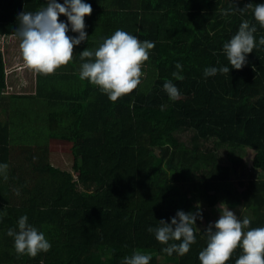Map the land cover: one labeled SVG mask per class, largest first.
Wrapping results in <instances>:
<instances>
[{"label": "trees", "instance_id": "16d2710c", "mask_svg": "<svg viewBox=\"0 0 264 264\" xmlns=\"http://www.w3.org/2000/svg\"><path fill=\"white\" fill-rule=\"evenodd\" d=\"M82 2L92 6L84 21H95L89 33L99 45L120 29L155 46L138 87L115 102L79 75L60 87L37 75L34 93L8 95L0 120V164L8 165L7 179L0 175V264H123L135 251L150 254L149 264H200L203 231L219 218L218 206L248 209L250 226L264 227V180L234 186L216 151L253 149L252 167L264 172V27L253 16L264 0ZM46 3L0 0V36L15 34L19 13ZM59 20L67 23L63 15ZM244 20L256 26L257 46L236 70L223 45ZM67 34L78 35L70 24ZM93 43L74 46L78 64L81 51L99 47ZM221 66L229 73L205 77V68ZM4 68L0 50V93L7 86ZM169 80L180 92L176 100L163 88ZM52 153H65L68 168L52 164ZM197 205L203 220H196V243L182 257L167 255L147 229ZM22 215L44 234L49 251L17 255L7 231H18ZM241 254L237 248L227 264Z\"/></svg>", "mask_w": 264, "mask_h": 264}, {"label": "clouds", "instance_id": "9594fccd", "mask_svg": "<svg viewBox=\"0 0 264 264\" xmlns=\"http://www.w3.org/2000/svg\"><path fill=\"white\" fill-rule=\"evenodd\" d=\"M246 7H251L249 3ZM237 9L222 10L223 15H228ZM92 6L82 0H47L46 6L35 13L24 12L18 14L19 27L15 29V36L19 40L20 54L24 67L37 75H51L73 60L74 46L86 41L88 35L84 31V17L91 15ZM67 17V23L60 21L59 17ZM255 21L264 27V3L256 4L253 10ZM71 31L77 36H69ZM255 25H250L244 20L239 25L237 33L223 45L224 53L231 68L242 69L246 64V54L251 53L257 46L254 33ZM259 44L264 45V37L259 39ZM154 43L147 40L141 42L137 36L117 29L110 37L105 38L95 50L85 48L79 53L83 63L80 66L79 78L87 80L98 86L110 101L130 94L140 84L143 75L142 66L149 59V50L154 48ZM177 69H182L180 63ZM229 66L205 68V77L214 76L219 71L229 73ZM173 76L181 80L179 73ZM169 98L176 100L180 97L178 88L171 80L163 84ZM7 164H0V175L7 179ZM203 220L199 205L195 212L178 210L170 218V222L159 220L158 226L149 227L148 232L155 233V239L162 245L164 253L171 256L173 253L184 256L190 246L196 243V220ZM27 215H22L18 220V231L10 228L9 237L14 238V250L17 255L35 257L40 252H47L51 245L42 232L28 222ZM248 217L240 219L228 209L220 208L219 218L214 223H209L203 233L206 237V247L199 252L200 264H227L237 248L241 255L235 264H264V227H251ZM179 242V243H177ZM150 254L135 251L131 256H126L123 264H149Z\"/></svg>", "mask_w": 264, "mask_h": 264}, {"label": "rangeland", "instance_id": "374dc122", "mask_svg": "<svg viewBox=\"0 0 264 264\" xmlns=\"http://www.w3.org/2000/svg\"><path fill=\"white\" fill-rule=\"evenodd\" d=\"M0 50L5 58L6 63V89L0 93V120L6 118V113L4 107L6 105V100L10 94H31L34 93V79L31 74L22 70L20 66L16 65L17 61L20 60L21 54L19 49V40L12 35L0 36ZM13 62V64H11ZM16 62V63H15ZM17 68H20L18 70ZM60 82V83H59ZM57 86L60 87L64 84L59 81ZM187 137V135H186ZM213 141L209 140L206 146L209 149H214ZM219 152L218 163L226 165L229 168V180L237 186L239 181L248 180L252 177L261 178L264 180V172L252 167V157L253 149H231L230 147H219L216 149ZM69 158L65 153H52L50 155V161L52 164L57 165L61 168H68ZM220 208L223 206H218L215 211V215L219 217ZM233 211L232 208H228ZM238 218L243 219L244 217L251 218V211L248 209H243L236 213L233 211ZM214 215V212H213Z\"/></svg>", "mask_w": 264, "mask_h": 264}, {"label": "crops", "instance_id": "0c3cea01", "mask_svg": "<svg viewBox=\"0 0 264 264\" xmlns=\"http://www.w3.org/2000/svg\"><path fill=\"white\" fill-rule=\"evenodd\" d=\"M92 22L93 23H95V21H88V20H86V21H84V23H85V29H84V31L86 32V34L88 35V38L89 39H87L86 41H84V42H89V40H93V42H95V43H98V45H96L97 47L99 46V41L97 40V36L96 37H93V36H91L90 35V31H95V29H96V26H93L92 25ZM11 35V34H10ZM1 36H7V34L6 35H1ZM12 36H15V34H13ZM16 37V36H15ZM91 43V42H90ZM95 43H93V44H95ZM20 53V52H19ZM76 51H74V55H76ZM74 55H73V65H71L70 63L67 65V66H63V67H60V68H58L56 71H55V73L54 74H51V75H47L46 77L49 79V77L50 78H53V79H56V81L57 82H59V81H61L63 84L65 83V82H68V81H74L75 80V78H77V76L79 75V72H80V66H81V63L80 64H78V62H77V60H74ZM3 60H4V62H5V58H3ZM16 63V62H15ZM11 64H13V62L11 63ZM22 64V66H20V68H21V71L22 70H26V71H28L30 74H31V76H33V81H34V83H35V80H36V78H37V74H34L32 71H30V70H28V69H26L25 67H24V64H23V60H22V57L20 58V60L19 61H17V64L16 65H21ZM6 63H4V69H5V71H6ZM20 68H17L18 70H20ZM43 76V75H42ZM43 77H45V76H43ZM60 83V82H59Z\"/></svg>", "mask_w": 264, "mask_h": 264}]
</instances>
